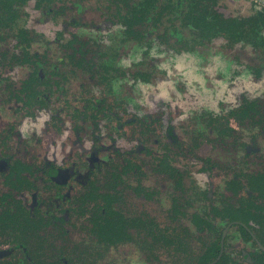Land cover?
<instances>
[{
  "label": "flooded vegetation",
  "instance_id": "flooded-vegetation-1",
  "mask_svg": "<svg viewBox=\"0 0 264 264\" xmlns=\"http://www.w3.org/2000/svg\"><path fill=\"white\" fill-rule=\"evenodd\" d=\"M60 1V11L48 15L31 1L35 16L22 8L16 25L3 23L13 30L9 54H0V264H68L76 255L89 264H127L137 252L140 264H264V121L231 113L246 99L256 100L254 118L264 120V99L242 96L222 121L224 131L213 129L220 118L204 119L207 130H198L186 147L176 118L148 113L164 132L151 147L145 142L149 129H136L135 118L123 117L120 102L89 94L96 80L107 83L117 68L96 36L83 37L76 28L122 26L121 20L98 0ZM88 11L96 21L93 15L85 19ZM56 16L63 18L60 28L48 39L56 54L47 60L34 47L31 28ZM17 27L29 40L25 61ZM127 36L133 37L121 31ZM72 38L74 48L83 45L76 52L82 66L70 61ZM103 51L107 55L99 59ZM261 53L252 57L256 75L264 71ZM60 57L59 66H49ZM243 119L258 125L259 136L224 147L228 163L216 160L218 145H199L210 135V142L221 144L220 134L233 131L231 120ZM151 176L153 184L147 182ZM202 176L206 184L198 181ZM222 177L219 191L215 179ZM155 201L153 213L148 206ZM80 225L87 230L78 231ZM105 232L109 239L101 237ZM79 236L92 241L85 245Z\"/></svg>",
  "mask_w": 264,
  "mask_h": 264
},
{
  "label": "rangeland",
  "instance_id": "rangeland-1",
  "mask_svg": "<svg viewBox=\"0 0 264 264\" xmlns=\"http://www.w3.org/2000/svg\"><path fill=\"white\" fill-rule=\"evenodd\" d=\"M133 1V0H127ZM31 1L25 5L28 13L35 16V13L29 8ZM218 4L225 13L242 16L264 12V6L255 0H218ZM93 15L96 21L97 14L88 11L85 19ZM21 19L23 20L22 16ZM62 16H56L55 19L49 18L45 21H39L38 25L31 28L33 45L37 48L43 58L53 59L56 54V45L48 43V39L53 36L55 31L60 28ZM21 20V21H22ZM20 21V22H21ZM167 20H163L155 29V32L145 35L144 25L139 22H132V27L137 28L138 33L143 36L140 39L134 37H121V31L124 26H108L101 23L99 28L91 27L76 28V31L83 37L94 35L100 43V48L111 51V67L117 70L107 83L96 80L97 87L93 93L108 97L120 102L123 106V117H133L136 129L146 126L150 137L146 138L149 146H157L154 139L164 140L163 123L161 121L150 122L148 115L161 118H176V127L181 135L183 145L188 146L189 141L195 138L198 130H207L206 118L213 116L220 118V124L214 125L213 129L224 131L221 126L226 116L229 117V108L233 107L242 96L258 97L264 99V71L260 75L255 74L256 63L252 57L259 54V50L248 45L246 42H237L228 44L226 38H215L212 41H205L199 46L196 42L187 40L190 34L195 31L187 26H182L183 36L182 50L176 51L167 42L173 43V38H159L156 33H161L164 27L168 25ZM31 24H33L31 22ZM12 27L9 24L0 25V54L5 58L9 54L8 44L12 35ZM187 40V41H185ZM247 44V45H246ZM187 47H185V46ZM187 48V49H186ZM190 48V49H189ZM92 46H89L86 56L92 53ZM0 55V61L3 60ZM111 72V71H109ZM148 73L150 78L143 81L132 74ZM88 89V87H87ZM88 94V95H89ZM128 106H126V104ZM121 110V109H120ZM150 113V114H148ZM232 130L222 138L221 144H215L214 135L203 139L200 146L218 147L214 149V156L219 163L225 164L226 154L224 147H230L233 141L248 143L251 139L259 136V127L246 119L231 120ZM86 131L82 137H86ZM253 137V138H252ZM260 138H263L262 136ZM264 142V141H263ZM264 147V144L262 145ZM103 154V153H102ZM254 167V166H253ZM229 168V167H225ZM224 177L216 178L217 186L215 188L221 191L224 184ZM201 184H206V179L202 176L198 180ZM148 183L153 184L152 176L148 178ZM218 191V192H219ZM165 200V197L159 198ZM156 203V204H155ZM151 202L148 210L156 213L160 201ZM78 231L85 232V225H80ZM86 234V233H85ZM85 236V235H84ZM76 237V240L84 238ZM87 236V235H86ZM94 240V238H93ZM92 238H84L83 242L88 244ZM46 252H51L47 249ZM138 253V252H137ZM133 253L128 258L127 264H140L141 255ZM45 256H50L44 254ZM84 257L76 255L68 264H89L84 262ZM71 259V258H69ZM123 259L118 257V260Z\"/></svg>",
  "mask_w": 264,
  "mask_h": 264
},
{
  "label": "trees",
  "instance_id": "trees-1",
  "mask_svg": "<svg viewBox=\"0 0 264 264\" xmlns=\"http://www.w3.org/2000/svg\"><path fill=\"white\" fill-rule=\"evenodd\" d=\"M28 1L29 0H0V25L8 22H13L16 25L20 10L25 7ZM31 1L33 2V7L39 12L42 11L44 15H48L54 10L60 11L62 8L58 4V2H61L60 0ZM100 1L106 9L111 10L112 14L121 20V24L124 26L123 34L131 35L136 39H140L143 36L138 33L137 28L135 29L132 27V22H139L144 25L146 35L158 29V26L165 19L168 21V25L161 30V33L157 32V37H164L166 39L167 37L173 38L172 44H170L172 41L167 43L176 51L183 49L181 48L183 45L182 40L185 37L183 36L181 27L187 26L195 31L190 34L191 38L187 39L190 44H193L190 42L193 40L196 42V46H199V44L205 41H212L219 36H223L230 45L237 42H246L248 45L262 52L261 54L264 56V12H258L259 15H230L224 12L220 4H218V0H133L132 2H127L126 0H98V2ZM70 23L74 24L75 22L72 21ZM113 27L114 26L111 28ZM60 34L61 32H58L59 36ZM15 37L21 42V47L24 50L22 60L25 61L28 59L26 45L29 44V40L21 27H17ZM74 42H76V38H72L68 41L73 51V53L69 55V58L76 66H82V58L81 56H76V52L82 53L81 47L83 45L80 44V46L74 48ZM193 46H195V44H193ZM103 55H107L106 51L99 54V59L103 57ZM62 61L63 58L60 57L49 66H59L58 62L60 63ZM106 62L107 61L103 62L100 60V66H108ZM37 65H42L39 58L37 59ZM140 76L145 79L147 75L140 74ZM238 109V111L232 110L231 113L236 116H247L257 122L264 121L260 118H254L260 111L256 100L246 99ZM262 116L264 117V114H262ZM255 188L254 184L249 186V189L252 191ZM106 222V225L109 226V222ZM101 225L104 228L103 224ZM101 237L109 239L110 235L108 232H105L101 233ZM151 237L155 238L156 235L151 234Z\"/></svg>",
  "mask_w": 264,
  "mask_h": 264
},
{
  "label": "water",
  "instance_id": "water-1",
  "mask_svg": "<svg viewBox=\"0 0 264 264\" xmlns=\"http://www.w3.org/2000/svg\"><path fill=\"white\" fill-rule=\"evenodd\" d=\"M259 1L264 2V0H259Z\"/></svg>",
  "mask_w": 264,
  "mask_h": 264
}]
</instances>
